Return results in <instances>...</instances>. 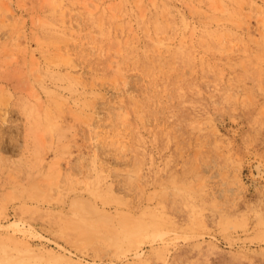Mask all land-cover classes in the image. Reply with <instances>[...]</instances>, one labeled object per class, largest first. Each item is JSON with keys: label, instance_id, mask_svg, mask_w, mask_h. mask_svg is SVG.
Instances as JSON below:
<instances>
[{"label": "rangeland", "instance_id": "rangeland-1", "mask_svg": "<svg viewBox=\"0 0 264 264\" xmlns=\"http://www.w3.org/2000/svg\"><path fill=\"white\" fill-rule=\"evenodd\" d=\"M0 264H264V0H0Z\"/></svg>", "mask_w": 264, "mask_h": 264}]
</instances>
